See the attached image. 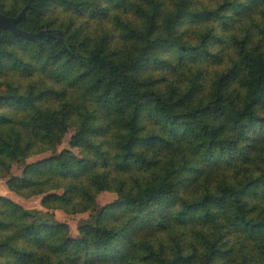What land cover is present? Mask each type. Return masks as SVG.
Listing matches in <instances>:
<instances>
[{
  "label": "trees",
  "instance_id": "obj_1",
  "mask_svg": "<svg viewBox=\"0 0 264 264\" xmlns=\"http://www.w3.org/2000/svg\"><path fill=\"white\" fill-rule=\"evenodd\" d=\"M22 10L54 33L0 30V177L70 129L78 154L8 180L46 211L0 195V264H261L264 0H0ZM103 191L79 237L48 211Z\"/></svg>",
  "mask_w": 264,
  "mask_h": 264
},
{
  "label": "rangeland",
  "instance_id": "obj_2",
  "mask_svg": "<svg viewBox=\"0 0 264 264\" xmlns=\"http://www.w3.org/2000/svg\"><path fill=\"white\" fill-rule=\"evenodd\" d=\"M210 68L212 69L214 68V66H211ZM72 133L73 130L70 129L60 141L55 142V146L53 149L40 154L31 155L30 157L27 158H21L13 162L11 167L5 168V170L2 172V176L0 177V195L12 199L14 202L22 205L25 208L42 209L46 211V209L42 204V198H43L42 195L41 196L33 195L29 197L20 195L9 188L8 180L12 176L20 175L23 172L25 166H27L28 164L39 161L47 156L56 154L62 151L63 149L70 148L76 154H78V149L72 148L69 144ZM115 199H116V194L114 192L103 191L99 193V195L97 196L96 207L91 211L82 212V213H70L60 208L48 210V211L54 213L55 219L63 223H66L69 226V233L72 237H79L80 226L86 223L96 222V219L99 216L102 207L107 203L114 201Z\"/></svg>",
  "mask_w": 264,
  "mask_h": 264
},
{
  "label": "water",
  "instance_id": "obj_3",
  "mask_svg": "<svg viewBox=\"0 0 264 264\" xmlns=\"http://www.w3.org/2000/svg\"><path fill=\"white\" fill-rule=\"evenodd\" d=\"M25 14V10H22L16 16H9L0 12V30L9 29L15 35H19L21 37L33 39L37 37H48L52 36L54 31L51 29H44L39 31H27L20 27H18L19 21Z\"/></svg>",
  "mask_w": 264,
  "mask_h": 264
},
{
  "label": "clouds",
  "instance_id": "obj_4",
  "mask_svg": "<svg viewBox=\"0 0 264 264\" xmlns=\"http://www.w3.org/2000/svg\"><path fill=\"white\" fill-rule=\"evenodd\" d=\"M239 179H243L244 177H243V174H241L240 175V177H238ZM231 182V181H230ZM257 259H260L261 260V264H264V257H258ZM251 264H256V262H255V260H253L252 262H251Z\"/></svg>",
  "mask_w": 264,
  "mask_h": 264
}]
</instances>
